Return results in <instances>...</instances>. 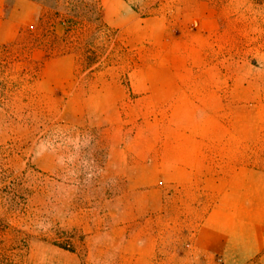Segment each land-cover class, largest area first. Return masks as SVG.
<instances>
[{
  "label": "rangeland",
  "instance_id": "374dc122",
  "mask_svg": "<svg viewBox=\"0 0 264 264\" xmlns=\"http://www.w3.org/2000/svg\"><path fill=\"white\" fill-rule=\"evenodd\" d=\"M34 2L0 0V264H222L168 163L217 111L264 185V0Z\"/></svg>",
  "mask_w": 264,
  "mask_h": 264
},
{
  "label": "crops",
  "instance_id": "0c3cea01",
  "mask_svg": "<svg viewBox=\"0 0 264 264\" xmlns=\"http://www.w3.org/2000/svg\"><path fill=\"white\" fill-rule=\"evenodd\" d=\"M23 1L37 6L34 1ZM16 35L15 30L13 38ZM201 110L200 106L184 107L183 112L201 121ZM214 113L206 116L213 120L211 126L176 134L168 163L169 182L184 189L189 186L197 193L194 209L204 207L198 212L203 218L193 240L199 262L218 257L222 264H264V185L251 181L254 167L239 158L246 147L224 143V131L216 121L220 112ZM56 264L68 263L58 260Z\"/></svg>",
  "mask_w": 264,
  "mask_h": 264
},
{
  "label": "trees",
  "instance_id": "16d2710c",
  "mask_svg": "<svg viewBox=\"0 0 264 264\" xmlns=\"http://www.w3.org/2000/svg\"><path fill=\"white\" fill-rule=\"evenodd\" d=\"M39 3L43 8L51 7L55 10L56 17L62 16L61 12V4L64 8H68L70 14L65 16L66 19H77L83 22H101V8L99 0H92L91 3L85 6L82 3V0H34ZM52 1V4H48V2ZM66 5V7H65Z\"/></svg>",
  "mask_w": 264,
  "mask_h": 264
}]
</instances>
